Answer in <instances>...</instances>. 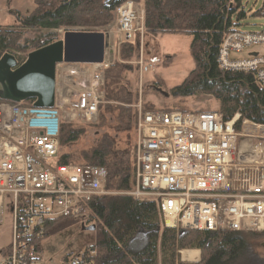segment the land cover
<instances>
[{
	"label": "built area",
	"instance_id": "1",
	"mask_svg": "<svg viewBox=\"0 0 264 264\" xmlns=\"http://www.w3.org/2000/svg\"><path fill=\"white\" fill-rule=\"evenodd\" d=\"M143 16L133 1L123 2L115 12V32L98 31L107 45L102 63L58 64L51 108L0 100V224L8 219L11 228L0 264H44L35 241L50 221L99 223L90 203L111 194L107 172L87 164H58L60 127L96 121L103 72L113 64L115 50L133 38ZM135 64L140 76L148 72L149 65ZM218 65L224 71L253 73L264 91V30L225 35ZM136 108L135 184L126 195L154 202L161 225L178 234L264 233V124L238 113L225 120L217 111H143L140 103ZM95 253L90 245L61 264H92Z\"/></svg>",
	"mask_w": 264,
	"mask_h": 264
},
{
	"label": "trees",
	"instance_id": "2",
	"mask_svg": "<svg viewBox=\"0 0 264 264\" xmlns=\"http://www.w3.org/2000/svg\"><path fill=\"white\" fill-rule=\"evenodd\" d=\"M105 1L33 0L34 8L29 14L12 9L10 14L15 25L0 26V58L11 52L28 54L51 44L59 40L58 35L53 33L59 30L63 34L66 31H101L114 21L115 12L123 2L140 0ZM143 7L146 33L180 34L191 38L189 51L194 66L179 85L168 90L173 100L211 96L218 104L216 111L225 120L238 113L241 119L264 124V91L255 75L224 71L218 65V51L224 36L237 30L239 21L247 16L242 10L241 0H143ZM29 29L45 32L22 40L24 31ZM118 55L122 62L115 60L103 72L105 93L98 107L97 127L106 124L107 113L113 116L114 123L109 125L110 130L120 133L132 129L136 132L137 111L132 104L137 94L122 85V81L128 71L126 62L138 57H133V45L129 42L121 45ZM173 58H168L164 66H168ZM164 86L165 82L157 77L151 89L159 92ZM33 103L34 100L30 99L24 101L23 105L32 107ZM160 109L184 113L193 111L169 105ZM80 124L61 125L59 148L81 137L85 128ZM119 146L115 137L104 133L99 144L85 154L81 164L104 168L107 188L115 192H128L134 187L136 143L130 146L126 142L125 147ZM57 162L60 165L73 164L69 153L59 154ZM90 206L99 220L92 244L96 253L89 259L92 264H157L158 248L161 264H256L251 256V242L264 235L257 231L221 230H189L180 235L174 229L161 225L154 202L136 200L120 193L96 197ZM77 224L78 221L70 218L48 222L45 233L35 241L36 248L50 235ZM140 232L146 234V244L141 250L132 251L129 249L130 243ZM195 250L200 252L199 261ZM180 254L184 261L192 262L181 261Z\"/></svg>",
	"mask_w": 264,
	"mask_h": 264
},
{
	"label": "rangeland",
	"instance_id": "3",
	"mask_svg": "<svg viewBox=\"0 0 264 264\" xmlns=\"http://www.w3.org/2000/svg\"><path fill=\"white\" fill-rule=\"evenodd\" d=\"M242 10L246 13L247 18L239 21V29L248 32H259L264 30V14L261 10L264 9V0H241ZM15 8L22 14L31 12L34 8L33 0H0V26L11 27L15 25L13 17L10 11ZM134 8L136 11H144L143 0L134 2ZM249 15V16H248ZM143 21L138 20L136 23V32L129 43L133 45L134 56L138 57L132 61L126 62L128 64V71L125 74L122 85L127 86L133 93L137 94V98L134 100L132 107L136 111V105L141 104L143 111L157 110L163 106L169 105L177 109L186 110H199V111H216L218 104L211 96L198 95L193 98L184 100H173L169 96L168 90L174 86L179 85L188 73L193 69L194 63L189 51V45L191 38L186 35L180 34H149L144 29ZM115 19L105 29L115 32ZM141 27L142 30H138ZM73 30H77L72 28ZM79 29V28H78ZM83 30V29H79ZM86 31V30H83ZM45 30L29 29L24 31V38L32 39L38 34L44 33ZM82 32V31H81ZM58 35V39L62 38V30L53 32ZM258 50L257 48L254 49ZM32 52V51H31ZM15 54L16 59L24 62L28 54L11 52ZM114 61H120L119 52L115 50ZM242 53L241 56H244ZM173 58V61L164 66V62L168 58ZM142 61L144 64L149 65L147 73H143L140 76L138 66L135 64L137 61ZM90 74V70L88 71ZM160 77L165 86L162 91L168 94L167 97L159 92H155L151 89L152 83ZM140 85L141 91H140ZM103 89V98H104ZM106 124L104 126H98L99 114L96 121L93 124H80L85 129L81 137L74 143L67 145L66 147L59 148V154L69 153L71 155V162L74 164H81L84 160L85 154L89 153L92 148L97 146L103 137L104 133L109 136L115 137L118 142V146L123 148L126 142L131 146L135 145L137 141L136 132L130 130L129 132H114L109 129V125L113 124V116L105 113ZM79 123V122H78ZM81 127V126H80ZM128 136V139H127ZM135 184V179H134ZM111 194H125L126 192H115L108 189ZM113 193V194H112ZM11 240V228L8 219H4V222L0 224V250L6 247ZM95 241V231L83 230L80 224L72 225L65 229H62L41 242V260L44 264H61L63 257L66 255L74 254L87 246H90ZM146 234L140 232L137 234L130 243L129 249L132 251L141 250L146 244ZM252 248V260L256 264H264V235L253 239L251 242ZM160 248H158L157 264H161ZM180 253V252H179ZM181 257V256H180Z\"/></svg>",
	"mask_w": 264,
	"mask_h": 264
},
{
	"label": "water",
	"instance_id": "4",
	"mask_svg": "<svg viewBox=\"0 0 264 264\" xmlns=\"http://www.w3.org/2000/svg\"><path fill=\"white\" fill-rule=\"evenodd\" d=\"M106 46L102 33L66 31L61 39L30 52L20 64L14 54H4L0 58V100L17 103L31 99L35 108H51L57 65L102 63ZM159 92L168 96L161 89ZM82 229L95 231L96 226H82Z\"/></svg>",
	"mask_w": 264,
	"mask_h": 264
},
{
	"label": "crops",
	"instance_id": "5",
	"mask_svg": "<svg viewBox=\"0 0 264 264\" xmlns=\"http://www.w3.org/2000/svg\"><path fill=\"white\" fill-rule=\"evenodd\" d=\"M13 9H15V8H13ZM30 13V12H29ZM29 13H27V14H29ZM249 16V15H248ZM247 18V16H245V18L244 19H246ZM13 21H14V19H13ZM8 27V26H7ZM239 27V26H238ZM236 28L237 30H241V29H239V28ZM195 251H197L198 252V261L200 260V252L198 251V250H195ZM180 256H181V254H180ZM180 259H181V261H183V262H192L191 260H189V261H184L183 259H182V256L180 257ZM197 261V262H198ZM194 262V261H193Z\"/></svg>",
	"mask_w": 264,
	"mask_h": 264
}]
</instances>
